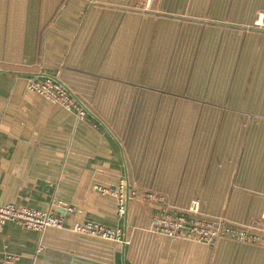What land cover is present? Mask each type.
Here are the masks:
<instances>
[{"label":"crops","instance_id":"1","mask_svg":"<svg viewBox=\"0 0 264 264\" xmlns=\"http://www.w3.org/2000/svg\"><path fill=\"white\" fill-rule=\"evenodd\" d=\"M136 3L0 0V205L53 210L64 225L4 223L0 264H264V246L170 238L151 225L190 205L196 218L263 224L264 0ZM186 54L196 72H222L224 86L154 98ZM29 78L58 81L86 116L30 92ZM151 189L167 199H149ZM85 221L121 229L125 242L70 231Z\"/></svg>","mask_w":264,"mask_h":264},{"label":"built area","instance_id":"2","mask_svg":"<svg viewBox=\"0 0 264 264\" xmlns=\"http://www.w3.org/2000/svg\"><path fill=\"white\" fill-rule=\"evenodd\" d=\"M144 9H149L151 0H137ZM256 26L264 25L257 23L260 20V13L257 14ZM27 89L35 94H38L50 102L56 103L64 107L66 110H71L80 119L86 116V111L83 106L75 99L74 96L58 81L51 78L37 79L29 78ZM125 182H119L115 195L118 197V214L122 215L125 212L124 195ZM96 189L105 192L104 188L96 187ZM147 197L151 200L164 201V198L156 197L148 194ZM67 212H72L71 207L64 206ZM189 213H197V206L190 205L186 213L171 214L163 211L158 212L151 220L152 229L162 235L170 238L193 239L197 242L205 244H213L221 237H228L239 242H245L255 245L264 246V221L263 224H230L225 218L218 220H206L188 215ZM264 219V217H263ZM6 222L18 223L25 228L40 232L46 228L61 229L63 225V217L56 214L53 210L42 211L38 209L26 208L14 204L0 205V225ZM70 231L88 235L91 237L101 238L103 240L112 241L115 243H124L121 229L106 228L98 223L85 221L74 222L70 227ZM15 257L7 256L4 262L9 264Z\"/></svg>","mask_w":264,"mask_h":264},{"label":"rangeland","instance_id":"3","mask_svg":"<svg viewBox=\"0 0 264 264\" xmlns=\"http://www.w3.org/2000/svg\"><path fill=\"white\" fill-rule=\"evenodd\" d=\"M89 2L94 3L95 0H89ZM151 5V2H150ZM136 7L143 10V11H149V9H144L143 5H141L138 1L136 3ZM188 55H184L182 57V64H183V72H175V71H169V72H164V76H161V78L156 82L161 89L162 92L160 93H153L154 98L161 99V100H187L191 101L193 99H189L191 97L187 96L190 95V92L193 90L192 87H197L200 89V91H204L205 94L207 95L208 89H213L215 86L217 87H223V77L216 75V73H222V72H196L195 69V64L196 62H191L187 60ZM175 62L179 65L180 61H171L169 69L174 68ZM204 67H205V62H203ZM186 70V72H185ZM203 70V65L200 63V67H198V71ZM190 71V72H188ZM165 87V90L163 89ZM70 94L74 96L71 92ZM61 106V105H60ZM64 108V107H63ZM71 111V110H70ZM203 108L200 109L201 114L203 113ZM175 111L171 113V115L174 114ZM103 188V187H100ZM100 192H103L99 190ZM117 190H115L114 193H116ZM149 192L146 193L155 195L156 197H161L162 199L164 198L167 199L166 197L168 194L166 192H163L161 190H148ZM117 202L118 197L115 195ZM67 206L66 204H64ZM195 206V205H194ZM69 207V206H67ZM124 207H125V195H124ZM118 212V211H117ZM3 225V224H2ZM1 226V225H0ZM46 229L41 230L40 232H43ZM119 229V228H117ZM108 241V240H107ZM112 242V241H110Z\"/></svg>","mask_w":264,"mask_h":264}]
</instances>
